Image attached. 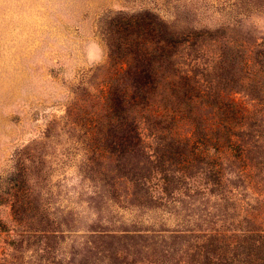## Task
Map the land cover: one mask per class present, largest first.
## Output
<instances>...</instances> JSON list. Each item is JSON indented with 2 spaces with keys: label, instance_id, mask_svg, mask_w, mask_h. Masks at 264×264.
Wrapping results in <instances>:
<instances>
[{
  "label": "trees",
  "instance_id": "trees-1",
  "mask_svg": "<svg viewBox=\"0 0 264 264\" xmlns=\"http://www.w3.org/2000/svg\"><path fill=\"white\" fill-rule=\"evenodd\" d=\"M102 36L106 90L86 148V177L99 190L90 201L168 216L147 229L93 228L81 260L55 261L47 249L60 226L32 203L33 188L12 189V227L0 223L12 236L7 261L21 264L33 239L44 264H142L145 250L154 264H264V49L250 58L220 46L217 31L175 32L146 12L110 17Z\"/></svg>",
  "mask_w": 264,
  "mask_h": 264
},
{
  "label": "rangeland",
  "instance_id": "rangeland-1",
  "mask_svg": "<svg viewBox=\"0 0 264 264\" xmlns=\"http://www.w3.org/2000/svg\"><path fill=\"white\" fill-rule=\"evenodd\" d=\"M140 12L175 32L217 31L220 46L250 58L264 49V0H0V223L12 227L7 192L33 188L32 203L48 210L62 230L47 249L55 261L81 260L93 228L147 229L153 218L168 216L98 206L90 201L97 183L86 177L91 122L101 115L106 90L102 29L110 17ZM141 217L144 223L135 227L131 221ZM166 222L173 226L172 218ZM10 234L0 231V264H10ZM23 246L21 264H44L33 239ZM149 253H142V264L159 259Z\"/></svg>",
  "mask_w": 264,
  "mask_h": 264
}]
</instances>
